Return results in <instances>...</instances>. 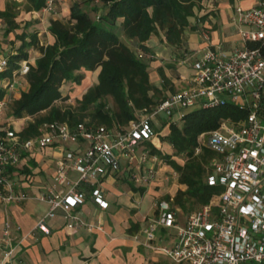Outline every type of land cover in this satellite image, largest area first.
<instances>
[{"label": "built area", "instance_id": "1", "mask_svg": "<svg viewBox=\"0 0 264 264\" xmlns=\"http://www.w3.org/2000/svg\"><path fill=\"white\" fill-rule=\"evenodd\" d=\"M59 1L47 0L42 11L56 13ZM236 14L244 45L229 52L208 45L187 53L183 64L192 60V72L181 75L179 88L126 127L56 120L43 123L38 134L23 139L19 134L23 128L18 130L9 119L0 122V202L28 198L17 190L9 172L21 166L25 153L61 146L54 177L58 188L39 197L49 209L36 227L50 233L47 219L63 209L67 227L76 229L85 223L72 211L88 197L108 207L103 183L108 174L124 173L143 185L157 179L165 161L147 142L162 135L157 132L159 118L179 124L189 110L231 102L246 108L248 116L239 123L224 120L218 128L202 133L195 149L196 154L204 147L214 152L207 181L221 191L183 221L173 198L161 201L159 217L144 229L146 245L178 264H264V0L250 8L237 6ZM9 60V55L0 53V92L13 86L18 76H26L30 68L29 60H23L12 76L4 75ZM8 103L4 94L0 117ZM122 159L129 165L123 169ZM159 226L176 230L171 245H152ZM10 227L6 222L7 240ZM11 254L9 249L5 257Z\"/></svg>", "mask_w": 264, "mask_h": 264}, {"label": "trees", "instance_id": "2", "mask_svg": "<svg viewBox=\"0 0 264 264\" xmlns=\"http://www.w3.org/2000/svg\"><path fill=\"white\" fill-rule=\"evenodd\" d=\"M47 0H26L25 10L39 11ZM98 2L87 9L85 2ZM207 0H86L75 1L70 8L68 19H53L49 26L54 36L53 43L41 44L36 32L22 34V44L16 54L10 55V68L4 75L12 76L23 60H28V49L33 46L41 55L35 64H30L26 78L29 89L11 103V116L15 118L34 117L20 132L23 139L39 132L45 122L67 121L71 125L87 121L93 125L108 128L126 127L138 117L137 110L149 112L164 96V89L150 81L148 63L126 45L117 34L118 22L122 19L124 34L137 39L139 48L148 51L145 42L160 28L165 32L167 42L173 46L182 44L185 30L191 27L190 18L195 10ZM20 3L9 0L0 17L7 24L6 33L17 30L20 25L16 18ZM96 13L94 16L93 13ZM100 68L98 82L90 87L79 100L78 109H63L56 105L65 99L61 87L71 81L80 84L85 77L83 70L95 71ZM163 81L168 80L162 73ZM4 91L0 92V98ZM110 98L113 107L106 101ZM90 111L88 114L85 112ZM42 112L46 114L40 115ZM87 115L90 120H85ZM248 116V110L231 102L213 108L189 110L180 124L173 123L170 132L161 135L162 141L173 147L174 155L185 156L180 164L172 154L163 152L161 147L148 141L152 152L158 154L179 174L180 184L186 189L178 190L173 197L174 204L183 209L208 203L213 194L221 188L208 183L211 174L210 159L214 152L204 147L198 154L195 149L199 136L218 128L222 121L239 123ZM166 195V199H170ZM136 227V225H134ZM132 231V230H131Z\"/></svg>", "mask_w": 264, "mask_h": 264}, {"label": "crops", "instance_id": "3", "mask_svg": "<svg viewBox=\"0 0 264 264\" xmlns=\"http://www.w3.org/2000/svg\"><path fill=\"white\" fill-rule=\"evenodd\" d=\"M75 1L77 0H60L54 14L43 12L41 9L25 10L22 16L26 19L31 16L40 20L43 31L49 34V41L46 44L53 43L55 38L49 31L51 20L68 19L71 5ZM257 2L258 0L204 1L202 7L196 9L195 15L190 18L191 27L185 30L180 46L170 45L165 32L157 28L145 42L148 51L143 53L139 48L138 40L130 39L124 34L122 19L118 22L117 34L148 63L151 83L163 88L164 94L167 95L179 88L182 74L192 72L190 66L192 60L183 64L187 53L201 50L208 45L227 52L244 45L240 36L241 23L236 14V7L250 8ZM6 4V0H0V11L6 8ZM95 4L101 7L99 12L107 10V7L100 3L95 2ZM93 15L95 16L96 13L94 12ZM4 24L0 17V27ZM38 34L41 35L42 32ZM17 35L0 34V53L10 56L18 52L23 34L19 37ZM26 35V40H30V33ZM40 43L44 44L42 40ZM33 51L36 53L35 56L30 55ZM28 53L29 63L34 65L41 53L33 46L28 49ZM95 71L98 75L100 68ZM162 73L168 80L166 83L163 81ZM168 85L172 89H169ZM28 89L26 76H18L14 85L3 91L10 103L20 98L22 92ZM62 94L65 95L63 91ZM4 115L0 117V122L9 119L18 130L25 127L27 117L5 118ZM169 132L170 127L165 126L161 134ZM152 142L164 152H173L172 145L161 141L158 136ZM61 154L62 147L56 145L48 146L42 151L25 153L21 166L9 170L11 180L17 183V190L28 194V198L10 203L0 202V264H145L147 259L142 252L146 250L145 253L149 254L147 249L151 250V247L146 245L144 229L147 228L150 220L159 217L158 204L163 200H170L165 196L174 197L175 190L167 186L168 180L164 175L168 167L173 168L165 163L157 179L146 185L127 178L124 173L108 174L103 182L107 208H102L88 197L83 204L72 211L85 223L76 229L67 227L66 213L63 209H58L53 217L47 219L46 224L50 228V233H45L37 229L36 224L48 212L49 204L39 197L47 193L50 188H58L54 177L56 162ZM122 164V169L128 165L124 159ZM179 186L183 187V184ZM175 207L179 212L180 209L176 205ZM6 222L11 224L10 240L6 239L4 232ZM165 228L158 227L156 239L152 242L162 237L157 231ZM173 239L170 238L168 242L172 244ZM9 249H12V254L5 257ZM152 249L156 250L154 253H161L156 248ZM150 258L154 262L158 261L155 255Z\"/></svg>", "mask_w": 264, "mask_h": 264}, {"label": "rangeland", "instance_id": "4", "mask_svg": "<svg viewBox=\"0 0 264 264\" xmlns=\"http://www.w3.org/2000/svg\"><path fill=\"white\" fill-rule=\"evenodd\" d=\"M8 1L9 0H6V3ZM16 1L21 4L20 7H19L20 8V12H19V15H18V18H17V20H19L18 22H19L20 27L17 30H15V31H13V32H11L9 34H18L17 36L19 37L23 32L28 33V34L29 33H34V32H37V33L38 32H42V34L41 35L38 34V36H39L40 40H42L44 42V44H46L49 41V39H48L49 34L46 33V31H43V29H42L43 25L41 24V21L38 20V19H34L31 16L27 17L29 19H26L25 16H22V14L25 11L26 0H16ZM77 1L85 2L86 0H77ZM90 4H92V5H90ZM94 4H95L94 2L91 3V2L87 1V2L84 3V7L87 8V9H90L89 5L91 7ZM6 29H7V24L5 23L4 26L0 27V31H1L0 34H8V33H6ZM30 55L31 56H35L36 55L35 51L31 52ZM83 72L85 74V77H84L85 80L83 79L82 83L80 85H78V84H76L74 82H71V81H67V82H65L63 84L62 91L65 94V95H63L65 97V99H62V100H59L58 102H56L57 106H59V107H61L63 109L73 108L75 111L78 109L79 100L82 99L84 93H86V91L90 87H92L93 85H95L98 82V75H97L96 71H90L89 72V71L83 70ZM83 81H84V84H83ZM85 81H86V85H85ZM167 87L169 89H172L169 85ZM106 101L108 103V107L111 109L113 107L112 100L110 98H107ZM12 102L13 101L8 103L7 109L5 110V115H4L5 118L11 117L10 112H11V103ZM89 112L90 111L85 112V114H88ZM143 112L144 111H142V110H137V114H141ZM43 114H46V112H42L40 115H43ZM33 119H34V117L27 116V119H25V126ZM90 119H91L90 115H87L85 117V120H90ZM171 122L172 121L159 118V125L157 127V132H161L163 127H165L167 125L171 126L172 125ZM181 122L182 121H180L179 124ZM165 134L166 133H164L163 135H165ZM164 147H165V143H164ZM166 153L172 154L174 156V159L177 160L180 164H184L185 161H186L185 156L174 155V151L170 152V153L169 152H166ZM164 175L167 177V180H168L167 181V186L174 188L175 194L180 189H182V190L186 189V185H183V187L179 186V184H180V182H179V174L174 169H171V168L168 167V171H165ZM175 194H174V196H175ZM176 206L180 209V211L177 212V216H178V218L181 221L185 220V218L188 216L189 213H191V212H193V211H195V210H197V209H199L201 207L198 204H195L193 207H188L187 209H183L179 205H176ZM157 233L160 234L162 237H159L157 241L152 242V245H154V246H157L159 244L160 245L161 244L162 245H165V244L171 245L170 242H168V240L170 238H172V237L173 238L175 237L176 230L173 229V228H165L164 230H158ZM150 249L151 250L147 249L148 252H150L149 254L145 253L146 250L144 252H142V254L147 259V262L145 264H178V263L174 262L172 259H170L169 257H167L165 254L154 253L156 250L152 249V248H150ZM154 255L157 256V258H158L157 262H154V260H151L152 258H150L151 256H154Z\"/></svg>", "mask_w": 264, "mask_h": 264}]
</instances>
